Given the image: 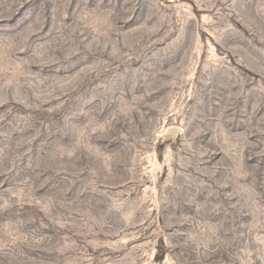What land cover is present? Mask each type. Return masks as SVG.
Returning <instances> with one entry per match:
<instances>
[{
	"label": "rangeland",
	"instance_id": "1",
	"mask_svg": "<svg viewBox=\"0 0 264 264\" xmlns=\"http://www.w3.org/2000/svg\"><path fill=\"white\" fill-rule=\"evenodd\" d=\"M0 264H264V0H0Z\"/></svg>",
	"mask_w": 264,
	"mask_h": 264
}]
</instances>
